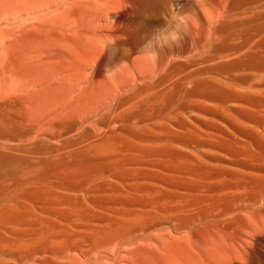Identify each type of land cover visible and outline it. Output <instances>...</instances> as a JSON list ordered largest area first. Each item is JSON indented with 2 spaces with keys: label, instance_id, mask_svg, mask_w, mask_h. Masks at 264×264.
I'll list each match as a JSON object with an SVG mask.
<instances>
[{
  "label": "rangeland",
  "instance_id": "1",
  "mask_svg": "<svg viewBox=\"0 0 264 264\" xmlns=\"http://www.w3.org/2000/svg\"><path fill=\"white\" fill-rule=\"evenodd\" d=\"M173 6L177 18L168 20L165 32L176 31L181 39L172 42L170 35L156 39L166 25L163 17L172 15ZM105 38L116 40L124 51L115 56L110 50L103 54L100 44ZM150 40V47L159 52L155 61L140 55ZM250 52L264 56V0H0L3 200L39 210L29 199H15L16 188L26 186L27 190L56 181L44 171L47 166L72 161L69 155L77 150L106 145L111 140L107 134L125 135L120 143L161 146L169 142L189 154L192 164L231 163L230 156L212 142L223 135L206 130L201 121L231 134L229 121L218 119L214 112L230 117L234 109L244 110L263 118L249 125L264 132V104L224 103L191 91L202 83L228 92L232 89L238 95L264 96V63L263 67L230 66ZM108 71H114L110 77H106ZM135 132L151 137L126 135ZM191 132L199 135L193 134L187 142H171L170 136L186 138ZM196 137L207 141L202 144ZM146 160L133 167L143 163L141 168L161 171L160 163L165 162L160 157ZM154 169L156 175L148 178L151 190L130 191L139 197L135 206L101 197L89 202L84 199L91 204L88 209L58 208L63 212L53 215L56 224L48 229L46 224L32 225L47 231L43 239L27 237L16 242L14 235L31 224L0 222V264H254L259 257L264 264V240L256 248L250 236L256 227H264L263 219L252 216L254 211L264 215V189L256 193L244 184L238 170L208 179L209 183L229 185L221 193L163 188L158 180L161 175ZM170 173L163 174L175 175V179L193 176ZM125 179L124 187L131 186L133 180ZM141 219L149 224L140 221L141 225Z\"/></svg>",
  "mask_w": 264,
  "mask_h": 264
},
{
  "label": "bare ground",
  "instance_id": "2",
  "mask_svg": "<svg viewBox=\"0 0 264 264\" xmlns=\"http://www.w3.org/2000/svg\"><path fill=\"white\" fill-rule=\"evenodd\" d=\"M97 12L99 14L101 11L99 10ZM2 33H4V32H2ZM5 35L6 34L4 33L3 36L5 37ZM246 49H248V48H246ZM249 51H251V50H247L246 52H249ZM252 52L245 53V55L243 54L242 57L238 56L241 58L235 59L232 62L230 60V62H231L230 66L231 65L232 66L233 65H235V66L236 65H252V66L253 65H255V66L260 65V66H262L264 63V56H262V54L259 56L258 54H255ZM238 57H234V58H238ZM258 89H260V88H258ZM231 90L232 89H230V92H232ZM236 90H237V88H236ZM191 92L202 93V94H205L206 96L214 97L215 99L217 98V99H219V101L224 102V103L230 102L231 100H236V101L238 100V101H241L242 103H244L245 105L255 104V105H261L262 106V104H264V96H262V93H261V95L260 94L257 95L255 93L247 94L248 93L247 92L246 94L243 93L244 95H238V94H236V92L230 93L227 90H224L223 88H221L219 86H215V84L214 85H211V84L207 85V84L200 83L198 86L194 87V89ZM239 94H242V93H239ZM217 108H218V106H217ZM218 111H219V109H218ZM212 112H214V111H212ZM212 112H210V114ZM214 113H216L215 116L217 115V118L218 117L219 118H225L229 121L230 128L232 129V131L230 130L232 132L231 134L222 132V130L220 129V127L218 125L212 124L211 122H209L207 120H203L201 122H202L203 126L206 128V130L211 129L214 132H218V133H221L223 135V136H221V137H223L221 139L212 140L213 138H211V140L213 143H215L216 146L221 147L223 149V151L226 152V154L223 153L224 155L230 156V157L229 156L228 157H229V159L231 158V160H230L231 163L228 162L229 163L228 164L226 162H223V163L221 162L219 164L216 163V165H214V166L213 165L208 166L206 164L203 165V163L192 164L193 162L190 163V161H192V160H190L191 156L189 154L182 152L183 149H182V151H180V150H178L179 148L177 149L175 146H171L169 144V142H167L168 144L165 143L161 146H158V145L152 146V144H151V146H148L145 144L143 145V144H137V143H132V142L120 143L121 141L123 142V138L126 137L125 135H122V134L121 135H111V134L108 135L107 134V136L105 135L106 138L108 137V139L109 140L111 139V140H110V142L107 140L106 145L101 144L100 146L96 145L97 147L92 146V147H87V149L84 148L85 150L84 149L83 150L80 149V151L77 150L72 155H69V156L73 157L72 161L67 162V160H64V161H66L65 163L63 162V163L54 164V165L51 164L50 166H47L44 169V171H46V173L47 172L51 173L53 175V177H55L57 179L56 181H54V182L52 181V183L47 182L44 184H43V182H41L42 184L37 185L38 187L29 188L27 190L25 188L26 186L24 187V189H17L15 187L17 190V192H16L17 196H15V199H17V200H18V198H19V200L20 199H23V200L29 199V200H31V205H33L35 207H39V210L33 211L31 209H28L27 207L30 205L21 204L18 201L14 202L15 201L14 199H12V200H14L13 201L14 203H12L11 205L6 204L5 201L3 200L4 196H5V192L3 190H0V205H1L0 206V210H1L0 211V222H13V223H22V224L23 223H25V224L29 223V224H31V227L29 229L26 228V231L24 230L25 232L19 233V234L16 233L14 235L15 241L17 239L22 241V240L26 239L27 237H40V238H42V236L47 235L46 230H42L43 228L41 230L38 228H34V227H32V225L35 226L36 224H38V225L39 224H43V225L46 224L48 226L44 227V228L48 229V227H51L50 225L55 221L53 219V215L56 213H62L63 212V210L62 211L57 210L58 208H61V207L63 208V207H72V206L75 207L76 206V208H77V206H78V207H86L87 208L89 205H91L90 203H88L89 202L88 200L96 201L101 197L114 199L117 201L116 203L121 202L124 206H135L137 204V201L139 200V197L133 196L134 194L131 195L132 192L130 193V191H143V190L148 191L149 189L151 190V187H153V186L150 183L151 180L149 179L150 182L148 181V178L151 177L152 175H156V173L153 172L154 167L153 168L152 167L149 168L150 166L144 167V168H141V167L147 158H149L148 160H150L152 158V161H153V159L155 157L165 158V162H163V161H162L163 163L159 162L160 163L159 168H161V171L158 170L159 171V173H158V171H155V169H154L155 172H157L159 175H161V178H158V180L160 179L161 182L165 185V186H163V188L164 187L168 188V186H169V187H174L177 189L191 190L193 192L194 191L202 192L203 190H208V192H210V193H219L220 191L229 188V185L226 182L224 184H219L218 182L215 183V181L214 182L211 181L212 183H209L208 179L209 178H220V177H224L226 175H232V173H233L232 170H234V171L238 170V171H241V174L243 176L242 180H243L244 184H246L250 188L254 189V191L256 193L258 191L260 192V190L262 191L264 189V132H259V130L257 131L255 127L249 125V122H254V123L255 122H261L263 118H260V116L256 117L253 114H251L247 111H244V110L243 111H238V110L235 111V109H234V115H232L230 117L229 116L228 117H226V116L220 117V115H218L217 111H215ZM257 114H258V112H257ZM178 123L183 124V120H180ZM162 126L163 125H161V127ZM194 126H195V124H194ZM161 131H162V129H161ZM165 134H167V133H165ZM193 134H196V136L199 135L198 133L191 132L189 134V136L186 138H184L182 135L180 137L170 136L171 138H173V141H171V142H180V141L184 142V140L186 141L187 139L192 140L195 137V135L193 136ZM126 135L133 137V138L134 137L135 138L136 137H138V138L139 137L140 138L141 137H151L147 134H142V133H138V132L137 133L136 132L135 133H127ZM217 137H219V136H217ZM197 139L200 140L202 142V144H204L205 143L204 141L206 140V138L201 139L199 137H196V140ZM100 140H101L100 142L104 141L103 139H100ZM112 140H113V143L108 144V143H111ZM115 141H118V144L114 143ZM100 142H99V144H100ZM188 142H190V141H188ZM238 144H240V145H238ZM242 145H244V147H242ZM221 152H222V150H221ZM197 155H198V153H197ZM211 155H212V153H211ZM213 156H212V158H213ZM58 159H60V158H58ZM58 159H57V161H58ZM141 159H143L144 162ZM213 159L218 160L216 158H213ZM4 160L0 159V161H4ZM139 160H141V162H143L141 167L140 166L139 167L137 166V168L133 167V166H135V164ZM148 160H146V161H148ZM162 160H164V159H162ZM141 162L139 161L138 163H141ZM168 171L171 172L170 173L171 175H172V173H174V174L184 173V174L193 175V176H192V179H190L191 176H189L190 180L189 179H180V178L178 179V177L182 178L183 177L182 175H180V176L177 175L178 176L177 179H175L176 178V177H174L175 175H172L171 178H169V176L167 177L166 175L163 174V173L168 172ZM41 172L43 173L42 170H41ZM194 175L197 176L196 179H193ZM48 177H50V176L48 175ZM125 178L126 179L131 178L133 180L131 186H129V187L125 186L124 187L125 184L124 183L122 184V179H125ZM159 188H160V186H159ZM244 190H245V188H244ZM254 191H253V193H254ZM196 193H198V192H196ZM86 194H88L87 197H84ZM101 194H103V195H101ZM201 194L203 195V193H201ZM152 196H154V195H152ZM210 196H213V195H210ZM214 196H216V195H214ZM254 197H255V195H254ZM84 199L85 200L87 199L86 201H88V202L87 203H85V201L83 202ZM207 200H206V202H207ZM109 204H111V203H109ZM261 204H263V201ZM106 205H108V204H106ZM113 205H115V204H113ZM157 206H159V205H157ZM261 206L259 204V207H261ZM259 207L257 205V207H255V208H259ZM83 209H81V210H83ZM87 209H85V210H87ZM67 212H70V211H67ZM87 214L88 213H86V215ZM262 215L263 214H261L259 211H254L252 213V216L255 219H263V224H264V218L262 217ZM64 217H66V216H64ZM57 221H58V219H57ZM140 221H142V223H143V221H145V220L141 219V220H139V222ZM145 222L147 223V220ZM148 222H150V221L148 220ZM153 222H154V220H153ZM142 223H141V225H142ZM53 224H56V223H53ZM147 224H149V223H147ZM126 227L124 228V230L126 229ZM138 227H140V226H138ZM143 227H145V226L143 225ZM129 228L127 227V230H129ZM135 228H137V227H134L132 229H135ZM263 229H264L263 226H258L250 234L251 239L254 241L256 248L264 240V237H263L264 230ZM1 237H2V235L0 234V238ZM23 242H25V241H23ZM31 245H33V243ZM37 245H39V244H37ZM10 246L12 247L13 245H10ZM21 246H22V244H20V247ZM25 246H23L22 248H24ZM255 246H254V248H255ZM36 247H33V248H36ZM26 248H28V247H26ZM38 249H39V247H38ZM38 249H35V251L36 250L38 251ZM151 250L153 253V249H151ZM262 258L259 257L257 262H255L254 264H261ZM25 259H27V258H25ZM120 260L123 263L121 258H120ZM115 261H116V259H115ZM133 262L134 263H132V264H135V263L138 264L136 261H133ZM185 264H187V263H185ZM190 264H192V263L190 262ZM202 264H204V263H202Z\"/></svg>",
  "mask_w": 264,
  "mask_h": 264
},
{
  "label": "clouds",
  "instance_id": "3",
  "mask_svg": "<svg viewBox=\"0 0 264 264\" xmlns=\"http://www.w3.org/2000/svg\"><path fill=\"white\" fill-rule=\"evenodd\" d=\"M176 18L177 17H176V14H175V6H173L172 15L170 17H163V19L166 21V25L159 33L156 34V36H155L156 39H159L162 35H164V36L170 35V39H171L172 42H176V41L181 39L180 33L176 32V31H171L170 34L165 32V29L168 27V20L169 19L175 20ZM152 44H153V40L148 41L143 46V48L141 49V54L140 55H143V56L148 57V58H150V59L155 61V60H158V58H159V52L156 51L154 48L150 47V45H152ZM176 46L179 47L180 45L177 44ZM100 47H101V49L103 51V54L110 50L111 54L113 56H115L120 51H124V49H120L118 47L117 41L113 40V39L105 38L101 42ZM114 71H108L106 73V77H110L113 74Z\"/></svg>",
  "mask_w": 264,
  "mask_h": 264
}]
</instances>
